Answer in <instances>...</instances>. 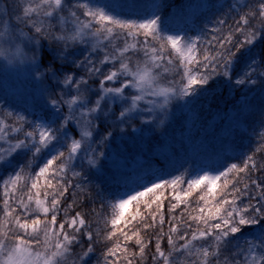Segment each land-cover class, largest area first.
I'll use <instances>...</instances> for the list:
<instances>
[{"label":"snow or ice","instance_id":"snow-or-ice-1","mask_svg":"<svg viewBox=\"0 0 264 264\" xmlns=\"http://www.w3.org/2000/svg\"><path fill=\"white\" fill-rule=\"evenodd\" d=\"M139 7L135 2L100 5L93 0H73L71 4L68 0H22L17 5V19L34 35L26 36L21 31L17 37L10 30L0 32V58H6L8 63L24 58L16 42L20 38L37 45L43 39L62 44L65 55L60 59L65 62L69 56L77 55L73 49L81 45L87 52L83 59L73 61L85 71V76L79 78L63 72L66 63L58 65L57 57H52L47 65L50 75L37 77L41 82L36 100L40 113L29 118L17 111H0V164H10L17 154H31L26 165L0 180V264H87L94 252L92 225L80 212L68 216L73 204L63 209L65 219L57 223L61 201L69 188L83 189V182L91 179L101 181L96 195L102 196L108 190V180L118 178L123 191L117 189L111 199L102 196L101 209L93 210L95 234L100 236L102 223L110 228L104 239L115 238L103 253V264H120L121 259L125 264H143L151 240L146 241L141 233L156 229L157 224L160 229L155 234L153 264H264V226L258 234L246 235L243 231L264 221V182L252 178L264 171V165H258L253 155H246L243 165L232 163L187 178L181 173L164 179L153 172L151 178L135 173L133 179L115 161V172H105L102 158L107 155L105 149L112 133L100 134L96 123L109 103L120 101L119 116L112 123L124 124L134 118V113L139 114L138 104L146 96L154 98L146 111L159 110L166 115L173 99L197 95L198 89L208 85L214 76H223L241 87L260 79L264 87V70L256 71L264 69V0L232 6L239 17L227 29L224 18L203 28L190 21L192 29L188 30H194V36L169 34L155 3L145 6L144 15L139 14ZM245 7L247 11H243ZM126 8L136 13L135 18L124 11ZM57 28L59 31H54ZM121 38L125 39L122 46L118 43ZM130 40L135 42L129 43ZM258 42L259 51L254 55ZM140 52L143 60L133 65L132 56ZM109 64L112 67L105 72L104 66ZM173 73L180 76L178 81L167 80ZM60 75L63 79H58ZM86 77H100L99 95L94 102L85 95L90 91ZM50 81L60 86L58 97ZM108 82L113 86H107ZM126 89L135 90V94L126 95ZM65 107L66 115L62 112ZM70 129L78 130L79 138ZM34 161L42 163L32 174ZM77 162L80 170H76ZM232 173H237V177H232ZM240 173L245 176L240 177ZM25 186L27 191L17 195ZM164 188L172 189L176 201L169 213L181 204L187 209L188 198L194 192L201 193L197 215L189 213L185 219L181 213L169 218L167 253L161 247L165 217L157 195ZM142 203L152 218L150 224L140 211ZM130 205L134 206L133 211H127ZM153 205L160 211H148ZM105 209L109 210L108 215L104 214ZM81 237L90 243L82 254L73 256V248L81 243ZM132 243L138 250L129 249ZM228 249L232 250L231 257L226 254Z\"/></svg>","mask_w":264,"mask_h":264},{"label":"trees","instance_id":"trees-1","mask_svg":"<svg viewBox=\"0 0 264 264\" xmlns=\"http://www.w3.org/2000/svg\"><path fill=\"white\" fill-rule=\"evenodd\" d=\"M5 6V15L10 22L15 26L22 27L26 32L34 35V32L26 27L24 24L20 23L17 19L19 15L18 4L22 3V0H1ZM190 0H93L94 3L103 5L108 2L117 3H128L131 4L135 2L140 7L138 12L140 15L145 14V6L155 3L158 5L157 12L161 16L162 20L165 22L166 31L169 34L175 35V29L180 27L183 28L186 24L187 27L183 34H191L194 36V30L192 29V23L199 25L201 28L205 26H211L217 19L224 18L226 24L224 28L227 29L228 25L234 23V19H238L239 12L233 11L232 6L236 4H244L245 2L249 5H254L256 0H245L244 2H238L236 0H206V4L197 12L193 13L192 10L186 8V4ZM73 0H68V3H72ZM126 13L135 18L136 13L130 9L124 10ZM247 11V7L243 9ZM181 12V13H180ZM191 13V15H190ZM189 14V18L186 16ZM180 16H183L180 20ZM255 23V21H253ZM54 31H59V29H54ZM139 39H143L140 37ZM133 43L135 41H128ZM118 43L122 46L125 43V39L121 38ZM41 50L39 54V64L41 66H46L52 57H57L55 53V48L57 43L54 41H49L47 39L41 40ZM260 43L253 48L255 55L259 51ZM128 55H132L129 53ZM83 56V53H82ZM79 59L80 56H75ZM132 58H144L142 52L137 53L132 56ZM56 63L60 65L57 60ZM178 63V61H177ZM71 65L67 64V67ZM264 70V69H263ZM65 71V70H64ZM70 72L71 70H66ZM76 74H81L82 68L76 69ZM75 75L74 73H71ZM169 80L180 79V76L173 73L167 77ZM94 81L97 79H93ZM232 86V82L225 79L223 76H214L209 84L204 88L198 89L197 95L185 97L183 99H173V113L171 115V126L169 127L171 140L168 144L170 151L169 159L166 157H159L156 155H150L147 159L143 160L141 164L136 167L123 170L124 173L131 175L135 178V173H140L141 175H146L151 170L156 167H165L163 173L160 174L164 179H169L172 176L180 175L184 173L186 178L190 176L191 171L200 165L201 162H210L214 164L213 169L222 168L230 165L232 163H237L243 165V158L246 155H253L254 160L258 165H264V136L260 135L264 133V87L263 90L256 94L251 99H248L244 107L235 102V98H232L229 94V90ZM242 89L243 93L250 92L251 85H245L239 87ZM12 110L21 113H25L31 118L33 112L21 104L7 98L5 93L0 92V111ZM233 110V111H232ZM235 117L234 119L227 120V123L223 129H221V124L230 112ZM7 122L12 123L11 120ZM100 124V129H104V125ZM106 126H111V130H114V126L107 121ZM214 140H218L219 146L215 147L212 145ZM212 146L213 149H209ZM260 149L257 151V149ZM30 153L24 158L15 155L12 158L10 164L5 163L0 166V180L6 178L9 173L14 172L18 167L27 164L30 157ZM24 156V155H23ZM24 159V160H23ZM41 161H34L30 171L32 174L41 165ZM28 170V169H26ZM76 170H80V168ZM71 174L69 173V176ZM232 177H237V173H232ZM240 177L245 176L244 173L239 174ZM151 178V176H149ZM252 178L258 179L264 182V171L255 173ZM75 183V182H73ZM85 187L80 188H69L68 193L61 201V212L57 217V223L65 219V214L63 209H66L69 204H73L72 210L68 213V216H74L76 212L83 214L84 218L92 225L93 229V245L94 252L90 254V259H88L87 264H103L104 256L103 253L106 251V247H110L114 244L115 238L111 241H106L104 235L110 228H105L101 223L99 227L102 229L100 236L95 234V228L97 227L96 216L94 209L99 211L101 209V200L103 197H108L111 199V193H114L117 189L123 191V184L121 178L117 180L109 179L106 185L107 191L102 193V196L96 195L97 185L101 184L98 179H91L90 181L83 182ZM243 187V184H240ZM3 189L0 188V215H2V195ZM27 191V186L22 189V193ZM20 193V194H22ZM200 192H194L188 198V204L190 207L185 209L184 204H181L175 209V212L169 213L168 209L172 204L176 203L173 200L172 189L164 188L157 192L160 196V201L158 203L162 204V211L165 217L164 232L165 237L161 242L162 249L167 253L169 250L167 243V232H168V220L171 216H179L184 213V218L187 219L188 214L197 215V201ZM253 194L255 190L253 189ZM146 200L148 197L145 198ZM254 202V201H253ZM203 204V202H199ZM247 203V201H245ZM134 206L130 205L127 211H133ZM126 211V214H127ZM140 211L147 216V223H152V218L145 211L143 203L140 206ZM150 212H159L160 209L156 205H153L152 209L148 210ZM104 214L108 215L109 210L105 209ZM262 226H264V221L261 224L245 227L244 234H258L261 231ZM160 225L157 224L156 229H149L146 232H142V236L146 241L151 240L148 247L145 249V256L143 264H153L152 256L155 254V234L159 232ZM90 242L81 237V243L77 244L73 248V256H78L82 254ZM178 243H183V241H178ZM129 249L136 251V246L134 243L129 244ZM231 249L226 250V254L231 257ZM122 255V254H121ZM111 259V258H110ZM120 264H125L123 259H121ZM139 264V261L137 262ZM162 264V261L158 262Z\"/></svg>","mask_w":264,"mask_h":264},{"label":"rangeland","instance_id":"rangeland-1","mask_svg":"<svg viewBox=\"0 0 264 264\" xmlns=\"http://www.w3.org/2000/svg\"><path fill=\"white\" fill-rule=\"evenodd\" d=\"M236 1L244 2L245 0ZM205 4L206 0H190L186 4V8L192 10V12L195 13L198 9H200V7L205 6ZM190 15L186 14L188 18ZM182 17L183 16H180L181 21ZM6 24L8 26L7 29L5 28ZM186 27L187 25L185 24L183 28H176L175 34L191 36V34L189 33L183 34ZM6 30H10L17 37L19 36V33L21 31L26 36H31L25 30L18 28L11 22H9V20L5 16L4 5L0 0V32H4ZM16 42L20 44L24 58L22 60H14L12 63H8V60L6 58H0V92L5 93V95L8 98H11L13 101L22 102L35 115L40 113V109L37 107L36 100L38 99V88L41 86V82L37 79V77L40 76L41 78H43L44 75H50L51 69L47 67L49 63L46 66H41L39 64V54L42 47L41 41L40 45H37L36 43L30 42L27 39L23 38H20ZM5 47L8 48V45H5ZM84 47L85 46L81 45L78 49H73L77 52L76 56H80V58L76 59L75 57L69 56L67 62H65L63 59H60V57L65 55L64 46L62 44H57V46L54 47L57 54V60L60 62V65L65 63L66 65H71L69 67L66 66L63 69V72H67L66 70L70 69L71 71L67 73H74L77 78L85 76L84 69H82V71L80 72L81 74H76L77 67L73 63L74 60L83 59L84 55H87V52L83 50ZM254 52L255 51H253V53ZM100 55L102 56L103 53H101ZM34 57L35 62L33 61ZM138 60L142 61L143 58L132 59V64L134 65ZM37 65H39L38 68ZM118 66L119 65L117 64V67ZM111 67L112 65L110 64L105 65V72ZM261 70L263 69L257 68L256 71L258 73ZM94 78L97 80L94 81ZM58 79H63V75H60ZM99 79L100 77L88 78V88L90 89V91L86 92L85 95L93 102L98 98L99 95ZM167 80L169 79L167 78ZM167 80H165L164 82L166 83ZM49 83H51L52 87L55 89L54 94L57 97L61 95L60 86L57 85L54 81H50ZM43 86L47 87L48 85L44 84ZM107 86L113 85L111 82H108ZM115 86L119 85L117 84ZM239 87L240 86H237L232 82L229 94L232 98H235V102L240 104L241 107H244L248 99H251V97H254L256 94L263 90V87L260 84V79H257L256 84L251 85L250 92L248 93H243L242 89H240ZM125 93L126 95L131 96L132 94H135V90L126 89ZM47 98L48 97L45 96V100H47ZM153 100L154 98L151 96L144 97V99L138 104V108L141 110L139 114L134 113V118L127 120L124 124L114 125L112 123V121L117 116H119V112L122 107L120 101L109 103L105 108V112L99 114L100 119L96 123L98 124V122H101V124L104 125V129H97V131L100 134H104L106 132L112 133V138L110 139L108 147L105 149L107 155L105 158H102V163L105 165L106 173L115 172L114 161L123 165V171L138 166L150 155L166 157L167 159H169L168 157L170 151L168 148V144L171 140L169 127L171 126L172 122V101L165 110V115V113H162L159 110H156L154 112H148L145 110L152 106L150 102H152ZM232 111L222 122L221 129L225 127L227 120H235ZM62 112H64V114L66 115L67 108H62ZM107 121H109L110 124L114 126V130H111V126H106ZM161 121H163V123H161ZM98 128H100V126ZM121 129H123V131H121ZM70 131L73 135H76V137L79 138L78 130L70 129ZM97 139H99V136H97ZM212 145L218 147V140H214L212 142ZM209 149H213V147L210 146ZM17 155L20 158L25 157L22 154ZM77 164L79 166V162H77ZM86 167L87 166L85 165V168ZM210 169H212L210 163L205 162L204 165L196 167L191 175L202 170ZM164 170L165 167H156L146 175L149 177L151 176V173L154 172L157 174V176H159L160 173L164 172ZM20 193H22V190L18 191L17 195H20Z\"/></svg>","mask_w":264,"mask_h":264}]
</instances>
